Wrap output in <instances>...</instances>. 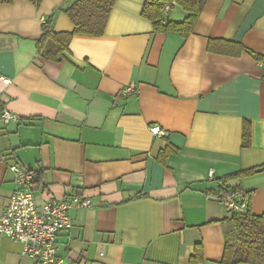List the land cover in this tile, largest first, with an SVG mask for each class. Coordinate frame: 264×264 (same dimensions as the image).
<instances>
[{
    "label": "crops",
    "instance_id": "1",
    "mask_svg": "<svg viewBox=\"0 0 264 264\" xmlns=\"http://www.w3.org/2000/svg\"><path fill=\"white\" fill-rule=\"evenodd\" d=\"M70 1L0 3V211L17 163L34 173L40 201L94 203L72 210V228L59 234L67 264H191L198 243L204 264H225L229 215L210 190L241 188L248 209L264 213V171L226 179L264 164V61L255 57L264 58V0H205L187 38L156 32L141 14L146 0H117L102 36L77 34L62 61L45 59L42 23ZM186 16L177 3L163 8L166 21ZM54 28L74 25L60 11ZM168 142L178 150L162 160ZM0 264L36 262L0 234Z\"/></svg>",
    "mask_w": 264,
    "mask_h": 264
},
{
    "label": "trees",
    "instance_id": "2",
    "mask_svg": "<svg viewBox=\"0 0 264 264\" xmlns=\"http://www.w3.org/2000/svg\"><path fill=\"white\" fill-rule=\"evenodd\" d=\"M17 0H0V3L12 4ZM39 6L42 0H24ZM117 0H71L58 7L42 23V34L36 40V51L45 59L62 61L69 50L72 38L77 34L102 36ZM172 0H146L142 8V16L152 21L156 32H178L187 38L202 9L205 0H174L186 12L187 16L180 22L166 21L162 17L163 8ZM63 11L74 25L72 32H58L54 28V21L58 12ZM211 42V41H210ZM223 44V43H222ZM227 44V45H226ZM230 46L232 42L225 41L223 46ZM211 43L208 48L211 49ZM240 50V49H239ZM257 60L264 61L260 55ZM252 141V125L246 120L243 125V146L249 148ZM177 148L168 142L160 152L162 160L170 154L176 153ZM264 171V164L242 169L230 174L227 178L245 177ZM223 184V180L220 182ZM224 204L229 198L242 195L250 196V192H243L241 188L220 186L209 193ZM225 229L226 242L222 262L225 264H264V213L254 214L249 209L244 213H235L222 220ZM191 264H204V247L201 243L195 245L190 258Z\"/></svg>",
    "mask_w": 264,
    "mask_h": 264
},
{
    "label": "built area",
    "instance_id": "3",
    "mask_svg": "<svg viewBox=\"0 0 264 264\" xmlns=\"http://www.w3.org/2000/svg\"><path fill=\"white\" fill-rule=\"evenodd\" d=\"M176 5L172 0L165 5L166 12ZM5 83L10 79L3 78ZM135 84L125 86L120 94L129 95L135 91ZM8 112L3 113L6 122L14 118ZM151 131L156 136L165 134L160 125H153ZM15 190L4 210L0 211V234L23 244V253L31 257L36 264H67L59 252L58 237L62 231L72 228L70 212L74 209L89 208L94 205L86 196L71 195L59 198L52 195L39 200L35 194V175L19 164H12ZM228 215L244 213L248 210L249 199L235 196L224 202Z\"/></svg>",
    "mask_w": 264,
    "mask_h": 264
}]
</instances>
